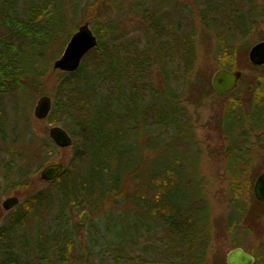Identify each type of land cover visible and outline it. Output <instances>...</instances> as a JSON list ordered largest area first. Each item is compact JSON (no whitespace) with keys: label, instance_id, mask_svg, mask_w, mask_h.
<instances>
[{"label":"trees","instance_id":"1","mask_svg":"<svg viewBox=\"0 0 264 264\" xmlns=\"http://www.w3.org/2000/svg\"><path fill=\"white\" fill-rule=\"evenodd\" d=\"M119 1L95 0L92 6ZM139 4L132 2L138 21L130 31L111 19L94 23L97 46L77 70L61 72L51 62L73 33L64 27L76 4L0 0V196L28 186L56 148L46 129H30L36 123L30 106L47 95L46 76L56 86L44 121L68 128L72 139L80 133L62 173L49 183L37 176L46 187L27 194L0 226V264H223L220 255L207 256L212 239L237 233L231 245L241 246L240 236L253 234L264 220V202L252 194L248 206L243 198V185L250 189L257 170L244 178L246 168H236L251 163L252 151L264 153V75L252 79L247 91L242 73L238 87L224 96L229 101L218 129L228 169L235 166L229 171L228 211L213 217L187 107L213 93L209 75L195 70V30L168 28L161 8ZM200 17L216 37V68L264 69L246 61V37L264 21V2L206 0ZM238 90L247 96L235 97ZM87 202L102 212V234L81 241L75 231L81 226L69 223ZM256 232L264 251V232ZM244 249L254 255L253 264L260 263L259 249Z\"/></svg>","mask_w":264,"mask_h":264},{"label":"rangeland","instance_id":"2","mask_svg":"<svg viewBox=\"0 0 264 264\" xmlns=\"http://www.w3.org/2000/svg\"><path fill=\"white\" fill-rule=\"evenodd\" d=\"M64 1H68L69 3L70 0ZM93 1L95 0H71V2L76 4L75 11L69 21V26L67 25L64 28L71 29V32H74L79 25L87 22L92 29L94 23L100 25L106 20L111 19L118 24H122V27L124 29L130 31L135 26V23L138 21V17L136 15L137 10L133 9V11H131V5L134 0H120L119 2H116L114 6H112V4L109 2L108 4L100 5V7L92 6ZM261 1L264 2V0H260V2ZM205 4L206 0H140L139 9L148 8L151 10L152 8H161L163 11V22L168 24V28L176 27L179 24L182 31H188V29L191 27L195 30V70L205 75H209L210 81L212 74L218 69L215 67L214 54L211 49L212 45H214L215 43L216 37L214 35V31L211 32L210 29L204 26L205 22L200 17V12L202 9H204ZM208 14V16L212 15L210 13ZM75 24L76 28L72 29ZM246 40L250 44V46L255 42L264 40V21L258 22L257 24L253 25V28L251 32L247 35ZM247 54L246 61L249 65H251L248 60ZM59 56H57L56 58H58ZM53 61L51 63H53ZM242 73L246 76L247 81H249V89L247 91H250L252 89V79L257 76L264 75V69H260L258 71L246 68L242 70ZM55 86V79L50 76H46V78L44 79L43 88L48 96H50L55 90ZM224 96L225 95H218L213 92L212 94L206 96L199 106H194L191 104L187 105L189 114H191L192 116L193 127L198 146L201 149L198 167L200 173L206 180V197L208 198V201L210 203V210L213 217L224 216L228 211L230 182L229 171L230 167L231 169H234L235 166L231 165L228 169V157L224 151L226 142L224 141L222 134H220L218 129V123L221 117V113L223 111V107L229 101V99ZM246 96L247 95L244 92L242 93L240 90L235 92V97L243 99ZM39 97L40 96L34 99V101L31 103L29 110L32 121L36 122L35 124H30V129L36 134H40L42 132V129H46L48 133V129L52 125L47 124L44 121L45 119L37 120L33 117V108L36 100ZM9 106L10 102L8 100H5L4 107L7 109V112L8 110H10V108H8ZM66 130L71 134L68 128ZM75 132H77L75 135L76 137H73V139L79 140L80 133H78V131ZM253 137L250 141L253 140ZM257 151L258 150L252 151L251 157H253V160L249 165L245 166L243 162H240L239 165L236 167L246 168L243 173L244 178L250 177L252 168L254 169V171L257 170L256 176L264 172V153L261 151ZM72 155L73 150L71 147H56L51 153L48 163L61 162L63 166H65L67 163L70 162ZM37 176L32 177L31 182L28 184V186L24 188H17L15 190L13 189L10 192L0 196V226L7 225L11 214L15 212L16 208L14 207L9 211H5L1 207V201L5 197L10 195H16L21 201L31 191L45 188V185L38 181H35ZM253 183L250 189L247 188L246 183H243V198L248 206L250 205V195H252ZM86 205L87 208L81 209L78 212L71 214V220L69 223L70 226H72V224H77L82 212L86 211L88 213L86 221L83 224H79L81 227L75 230L78 234V239H80L81 241L86 235L98 234V236L100 237V235L102 234L99 219V217L102 215L101 210L93 211L94 206L92 202H87ZM252 230L254 231H252L253 234H240L242 240L241 246H243L242 248L251 247L255 250L259 249L262 254L261 261L259 264H264V251L261 250V238L259 237V233L257 234L256 232L258 230H263L264 232V220L260 219V221L257 222V225H255ZM235 237L238 238L239 234L235 233L234 235H230L227 237L222 236L220 238H213L209 245L207 256L210 258L213 254L220 255L223 259V264H226V254L230 249L234 248L231 245V241ZM262 240L264 241V238ZM76 264H98V260L90 259L89 262L86 261L85 263H83L82 261H79Z\"/></svg>","mask_w":264,"mask_h":264},{"label":"water","instance_id":"3","mask_svg":"<svg viewBox=\"0 0 264 264\" xmlns=\"http://www.w3.org/2000/svg\"><path fill=\"white\" fill-rule=\"evenodd\" d=\"M97 46V37L87 22L78 26L66 42L60 56L52 63L53 70L61 72H73L77 70L83 58ZM248 60L251 65H264V40L255 42L248 50ZM242 72L240 70L229 71L225 68L217 69L211 76L210 86L212 91L218 95H226L234 91L238 86ZM249 89V88H248ZM52 100L48 95L40 96L33 108V117L37 120L46 119L51 110ZM48 138L57 148L71 147L73 139L69 132L59 125H52L48 129ZM63 171L61 162L47 163L38 172L42 182H51ZM252 194L256 201L264 202V172L256 176ZM20 200L16 195L5 197L1 201V207L9 211L19 204ZM88 213L83 211L78 219L83 224ZM255 257L242 247H234L226 254V264H253Z\"/></svg>","mask_w":264,"mask_h":264},{"label":"bare ground","instance_id":"4","mask_svg":"<svg viewBox=\"0 0 264 264\" xmlns=\"http://www.w3.org/2000/svg\"><path fill=\"white\" fill-rule=\"evenodd\" d=\"M44 183H49V182H44Z\"/></svg>","mask_w":264,"mask_h":264}]
</instances>
